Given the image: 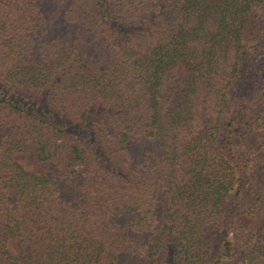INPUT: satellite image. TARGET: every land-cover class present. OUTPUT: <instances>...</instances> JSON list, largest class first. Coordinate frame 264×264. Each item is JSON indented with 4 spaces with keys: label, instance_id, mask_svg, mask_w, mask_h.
<instances>
[{
    "label": "trees",
    "instance_id": "1",
    "mask_svg": "<svg viewBox=\"0 0 264 264\" xmlns=\"http://www.w3.org/2000/svg\"><path fill=\"white\" fill-rule=\"evenodd\" d=\"M0 264H264V0H0Z\"/></svg>",
    "mask_w": 264,
    "mask_h": 264
}]
</instances>
